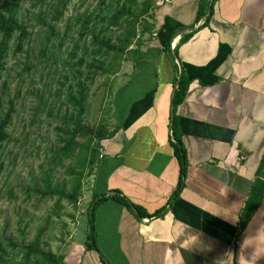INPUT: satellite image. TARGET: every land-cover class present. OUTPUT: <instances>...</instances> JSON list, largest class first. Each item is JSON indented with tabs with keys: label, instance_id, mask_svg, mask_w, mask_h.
<instances>
[{
	"label": "crops",
	"instance_id": "0c3cea01",
	"mask_svg": "<svg viewBox=\"0 0 264 264\" xmlns=\"http://www.w3.org/2000/svg\"><path fill=\"white\" fill-rule=\"evenodd\" d=\"M197 9L198 0L156 5L152 32L113 74L115 132L100 144L90 199L117 190L148 213L164 209L140 218L111 198L97 207L111 264H264V0H217L205 25ZM181 73L188 90L174 108ZM73 249L65 264H102L82 243Z\"/></svg>",
	"mask_w": 264,
	"mask_h": 264
},
{
	"label": "rangeland",
	"instance_id": "374dc122",
	"mask_svg": "<svg viewBox=\"0 0 264 264\" xmlns=\"http://www.w3.org/2000/svg\"><path fill=\"white\" fill-rule=\"evenodd\" d=\"M137 1L140 4L141 0ZM33 2L23 0L24 10L27 11ZM114 6L115 0H70L58 22H53V6H37L27 12L29 31L34 33L32 39L21 52L11 51L8 55L6 73L0 78V88L5 91V94L0 91L3 100L1 111L4 113L8 108V98L14 100L16 110L7 128L10 140L2 145L0 152L3 163L0 172V260L3 257L8 264L23 260L21 245L31 243L37 234L44 249L64 254L67 260L74 254L73 248L77 243L83 244L86 240L92 184V177L86 175L87 164L84 165L82 191L76 204L65 198L58 201V194L49 197L42 191L47 189L46 179L51 176L52 184L57 182L63 186L67 182L66 192H69L74 177L70 172L80 170L82 165L81 148H77L70 158L57 155L63 134L57 128L63 126L65 116V106L61 102L72 82H66L65 86L61 84L65 75L71 74L66 60L74 46L79 47L78 58L86 46L77 31L80 24H74L73 16L76 12L93 11L99 7L97 10L105 13ZM41 10L45 27L39 31L38 26L42 24L32 14ZM148 19L151 20L150 17ZM49 24L55 26L56 34L44 51L42 44L50 32ZM69 25L73 27L67 29ZM139 29H142V22ZM86 43L91 55L89 50L92 47L88 40ZM127 56L121 64L128 61ZM106 75L99 74L91 85L82 121L91 128L104 126L107 132H111L115 125L113 75ZM59 90L60 96L57 94ZM72 111L70 107L69 113ZM79 140L83 142L85 138L79 137ZM40 229L44 231L40 233ZM9 240L17 245L8 244Z\"/></svg>",
	"mask_w": 264,
	"mask_h": 264
},
{
	"label": "trees",
	"instance_id": "16d2710c",
	"mask_svg": "<svg viewBox=\"0 0 264 264\" xmlns=\"http://www.w3.org/2000/svg\"><path fill=\"white\" fill-rule=\"evenodd\" d=\"M32 5L26 10L23 8V0H0V78L6 73L7 58L9 53L21 52L23 47L32 39L34 33L29 31L30 25L27 21L28 14L32 9L37 6L47 7L53 6L54 16L53 22H58L64 15L66 5L70 0H33ZM56 1V3H55ZM217 0H198V9L196 14L195 23H198L204 18L203 25L208 24L210 15L213 10V5ZM137 0H115V6L110 11H89L88 9L83 12H76L74 17V24H80L79 31L80 38H83L87 46V40L92 47L88 53V48L84 46L83 55L77 57V50L79 47L74 48L69 52V59L66 60L67 65L70 67V76L65 75V81L61 84L65 86L66 82L69 83L67 92L64 95V101L61 103L65 106L63 126L57 128L62 131L60 136L62 146L58 149V156L63 158H70L76 153L77 148L82 151L79 154L82 157V165L80 170H71L73 184L69 192H66L67 182L61 186L59 183H51V176L47 177V189L42 191L43 194L52 197L58 196V201L67 199L68 202L76 204L79 195L82 191V175L85 163L87 164L88 171L86 175H91L97 164L99 155L100 144L103 139L111 137L114 131L107 132L104 126L93 127L86 125L82 121V116L86 112V108L90 99L91 85L94 83L99 74L113 75L116 74L121 67V62L126 59V54L129 53L131 46L136 42L139 36L145 32H152L153 25L148 19L154 17V10L156 7L155 0H141L137 4ZM96 11V12H95ZM39 19L42 25L38 26L41 31L45 26L42 10L32 14ZM142 22V29H139V24ZM50 32L45 36L42 44L45 51L50 44V40L55 37V26L47 25ZM73 25H69L67 29H71ZM192 30V31H191ZM194 27L190 29L191 32L183 34L180 43L186 41L193 33ZM36 32V30H35ZM89 38V39H88ZM177 47L174 49L177 53ZM89 56L90 59H86ZM73 61V62H71ZM106 75V76H107ZM178 84L174 90L173 105L176 108L183 102L188 90V77L185 73H181L178 77ZM6 86L5 79L3 80ZM1 93L5 94L3 88H0ZM59 96L61 91L57 93ZM3 100L0 98V152L4 143L10 140L7 128L12 120L13 113L16 111L14 108V100L8 98V108L3 113L1 111ZM72 112L69 113V108ZM179 115L173 114L172 117V146L175 148V155L179 158L182 165V176L186 174L187 159L182 144V132L180 129ZM58 130V131H59ZM79 137L85 138L83 142ZM184 158V160H183ZM3 163L0 160V172L2 171ZM72 180H70L72 182ZM60 187V188H59ZM184 188L183 180L179 181L178 188L170 197L168 203L170 204ZM117 190H108L102 194H94L89 203L88 222L89 230L86 240L83 245L85 250L94 251L98 254L102 264H111L109 259L105 256L99 247L98 233L96 230V209L107 199H113L130 210L136 213L138 217H154L161 215L162 209L148 213L141 205L131 202L124 195H121ZM44 229H40L42 233ZM8 244L16 246L12 240ZM23 252V260L21 262L12 261L9 264H65L64 254H55L51 250H46L42 247L39 234L29 244L21 245ZM1 264H8V260L1 257Z\"/></svg>",
	"mask_w": 264,
	"mask_h": 264
},
{
	"label": "clouds",
	"instance_id": "9594fccd",
	"mask_svg": "<svg viewBox=\"0 0 264 264\" xmlns=\"http://www.w3.org/2000/svg\"><path fill=\"white\" fill-rule=\"evenodd\" d=\"M159 1H160V0H158V2H159ZM163 1H165V0H163ZM162 3H163V2H162ZM162 3H160V4H162ZM158 4H159V3H156V5H158ZM160 4H159V5H160Z\"/></svg>",
	"mask_w": 264,
	"mask_h": 264
},
{
	"label": "built area",
	"instance_id": "2783aa9c",
	"mask_svg": "<svg viewBox=\"0 0 264 264\" xmlns=\"http://www.w3.org/2000/svg\"><path fill=\"white\" fill-rule=\"evenodd\" d=\"M163 2V0H160L158 3L160 4V3H162Z\"/></svg>",
	"mask_w": 264,
	"mask_h": 264
},
{
	"label": "water",
	"instance_id": "95a60500",
	"mask_svg": "<svg viewBox=\"0 0 264 264\" xmlns=\"http://www.w3.org/2000/svg\"><path fill=\"white\" fill-rule=\"evenodd\" d=\"M178 83V82H177Z\"/></svg>",
	"mask_w": 264,
	"mask_h": 264
}]
</instances>
